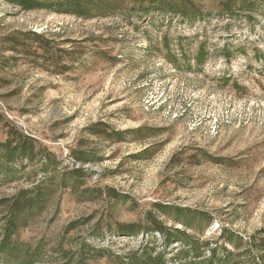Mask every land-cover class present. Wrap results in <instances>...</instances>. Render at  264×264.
<instances>
[{"label": "rangeland", "instance_id": "obj_1", "mask_svg": "<svg viewBox=\"0 0 264 264\" xmlns=\"http://www.w3.org/2000/svg\"><path fill=\"white\" fill-rule=\"evenodd\" d=\"M157 253L264 264V0H0V264Z\"/></svg>", "mask_w": 264, "mask_h": 264}, {"label": "trees", "instance_id": "obj_2", "mask_svg": "<svg viewBox=\"0 0 264 264\" xmlns=\"http://www.w3.org/2000/svg\"><path fill=\"white\" fill-rule=\"evenodd\" d=\"M185 226H187V225H185ZM157 232L161 236H163L164 244L166 245V247L171 246L173 244H178V243L189 246V248L186 249L185 251L182 250L179 252V255H178L179 259L186 260L187 258H189V259L203 258V255H201L200 251L198 250L197 242L191 241L187 237V234L185 231H182L179 229L172 230V229H166L164 227H159V229H157ZM6 243H7V239L2 243L3 246H5ZM83 248L89 249L90 247L86 245ZM94 250H96V249H94ZM214 256H215V254L212 255V257H214ZM226 259H227V257H226ZM146 260H147L146 264H167L165 256L163 253H161V254L157 253V255H154V256L149 255ZM78 263L81 264L80 260ZM131 264H141V263L138 259L135 258V260H133L131 262ZM179 264H185V263H179ZM186 264H188V263H186ZM196 264H198V263H196ZM209 264H212L211 261L209 262Z\"/></svg>", "mask_w": 264, "mask_h": 264}]
</instances>
